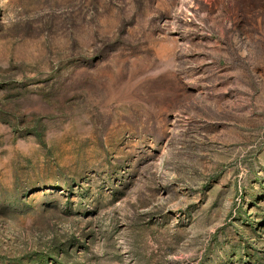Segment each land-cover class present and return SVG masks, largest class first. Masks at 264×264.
<instances>
[{"label": "rangeland", "instance_id": "374dc122", "mask_svg": "<svg viewBox=\"0 0 264 264\" xmlns=\"http://www.w3.org/2000/svg\"><path fill=\"white\" fill-rule=\"evenodd\" d=\"M0 264H264V0H0Z\"/></svg>", "mask_w": 264, "mask_h": 264}]
</instances>
